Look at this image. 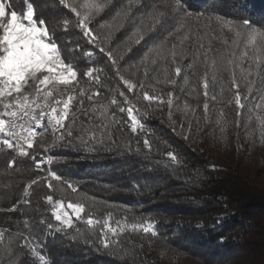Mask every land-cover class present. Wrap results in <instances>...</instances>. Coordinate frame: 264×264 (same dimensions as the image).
Segmentation results:
<instances>
[{
  "label": "trees",
  "instance_id": "obj_1",
  "mask_svg": "<svg viewBox=\"0 0 264 264\" xmlns=\"http://www.w3.org/2000/svg\"><path fill=\"white\" fill-rule=\"evenodd\" d=\"M11 2L17 11H23L20 0ZM148 2L141 0L128 19L121 21L116 12L127 0H112L90 24L99 34L97 46H93L74 26L75 14L59 5L58 0H31L37 16L45 19L50 32H54L66 60L74 63L78 71L79 89L75 95H79L78 102L80 91H84L87 114L77 112L75 124H71V117L67 120L73 136L81 128L91 135L95 126L109 123L113 113L119 123L110 125L115 141L110 149L99 144L95 151L76 147L79 141L59 147L57 138V146H49L54 157L52 170L71 182L77 189L75 193L56 181H52L56 187L48 189L43 180L46 172L36 170L28 158L17 157L8 168L15 154L11 150L0 152V228L7 230L5 241L17 230V221L21 230L24 219L58 224L45 199L53 195L65 203L83 202L85 213L79 221L73 218V228L66 232H41L40 251L50 264H264V53L260 55L261 74L256 75V64L249 59L254 55L253 49L242 37L235 49L236 57L239 60L245 51L248 57L239 66L225 64L222 71L213 73L211 60L233 50V34L217 30L216 35L226 36L228 44L217 39L207 62L203 50L197 57L193 40L180 44L172 37L165 45L167 63L153 55L141 63L153 42L159 43L167 35L159 28L148 31L150 21L144 16L150 10ZM183 4L192 13V22L203 13L201 24L204 17L222 15L237 21L248 19L253 26L264 27V0H183ZM65 20L71 21L67 27ZM102 24L107 27L101 28ZM140 34L144 38L137 43ZM173 43L182 67L180 77H175V65L171 63ZM203 43L207 47L208 39ZM99 46L111 49L114 56L123 55L119 60L122 75L136 83L137 88L127 90L115 75L111 61L99 52ZM182 51L186 53L183 57L179 55ZM153 59L157 60L156 65L151 63ZM250 65L253 75L245 79L246 71L242 74L241 68L247 70ZM89 67L100 70L94 73L99 82L84 75ZM164 68L177 80L176 85L165 83ZM233 71L238 88L231 85ZM184 75L189 77L187 85L183 83ZM204 79L209 82L207 97ZM141 82L143 89L139 87ZM119 91L125 93L129 104L124 103ZM143 91L162 96L165 103L143 100ZM237 91L245 105L243 109L235 105ZM168 92L173 93L171 109L166 103ZM89 96L93 98L89 100ZM113 97L120 106L134 108L143 131L131 132L126 111L120 113L116 105L110 104ZM205 102L209 105L207 112ZM101 105L108 106L107 119L101 115ZM237 111L241 113L239 118ZM145 139L151 147L144 145ZM43 146L42 141L34 146L37 159L44 156ZM168 152L177 159L167 156ZM33 179L42 182L31 185L26 198L29 203L25 205L21 202L25 199L23 192ZM13 205L16 211H10ZM109 213L113 222L151 223L157 235L129 229L106 249L101 243V227ZM89 214L101 224L88 226L85 221Z\"/></svg>",
  "mask_w": 264,
  "mask_h": 264
},
{
  "label": "snow or ice",
  "instance_id": "obj_2",
  "mask_svg": "<svg viewBox=\"0 0 264 264\" xmlns=\"http://www.w3.org/2000/svg\"><path fill=\"white\" fill-rule=\"evenodd\" d=\"M59 5L65 9L70 10L75 14L74 26L80 30L83 38L87 40L89 45L97 46L99 34L90 27V24L96 16L100 15L109 5L112 0H58ZM141 3V0H127L117 12L116 18L121 21L128 19L133 11V7ZM23 6V11H17L11 0H0V146L7 150H11L15 155L8 163V168H11L16 162V158H28L34 164L36 170L43 171L45 164L52 165L54 161L53 155L40 156L37 159L38 153L34 149L37 136H43L44 132L51 130L54 137L59 132L57 139L60 141L59 147H64L65 144L73 146L74 141H79L76 147H83L95 151L97 144L107 146L109 149L115 143L112 139V133L109 131L111 123H119L115 113L112 114V119L107 124H100L95 126L91 135H86L83 128L73 136V128L71 124H75L77 119V112L87 114L84 109V91H80L81 99L77 102L75 95L79 85L78 71L74 63L66 60L62 48L58 45L54 38V32H50L49 27L45 23V19L38 17L31 0H20ZM148 8L150 9L144 16L150 21L147 25L148 31L155 32L159 28L160 32H166L159 43L153 44L144 53L141 58V63L149 59L150 55L159 57L165 63L168 62V56L165 52V45L169 39H175L183 44L185 40H193L194 46L197 48L196 55L200 56L203 50L205 61L207 62L209 53L213 52V43L219 39L223 44H228V39L224 35L217 36V30L224 34H233L230 47L232 51L219 53L211 60V67L213 73L222 71L225 64L228 66H239L248 57L247 51L237 60L235 49L241 42L243 37L253 49L254 55L249 59L256 64V75L261 74L260 55L264 53V27L253 26L251 21L243 19L240 21L234 19H226L222 15L204 17V23H200V18L203 13L198 14L195 22H192V13L186 11L183 0H158L153 2L149 0ZM115 19V18H114ZM71 21L65 20V27ZM143 23V19H142ZM122 26V23H121ZM101 28L107 27L106 24L100 25ZM203 30V34H201ZM139 28L137 32H139ZM136 34V33H134ZM110 35V34H109ZM108 37L106 36L105 39ZM143 34H140L137 43L142 40ZM208 39V46L205 47L203 41ZM176 44H172L171 63L175 65V77H180L182 73L181 64L177 62L178 53L175 51ZM99 52L105 54L111 61L112 69L116 76L120 78L124 86L129 92L137 88V84L133 83L131 79H126L122 75V66L119 60L123 59V55L119 57L114 56L111 49H106L99 46ZM186 53L182 51L179 53L183 57ZM91 56L92 53L88 52ZM153 65L157 64V60L151 61ZM191 63L188 65L191 68ZM100 71L97 68L89 67L84 75L89 80L99 82V76L94 73ZM165 83L172 85L177 84V80L171 78L168 74V69L164 68ZM246 71L245 79L253 75L251 65L247 70L241 68L242 74ZM147 76V72H145ZM212 81H216V75L213 74ZM183 83H189L188 75L183 76ZM251 81H249V91H251ZM232 87L238 88L235 72L233 71ZM139 87L144 88L143 82ZM204 95L208 96L209 82L207 79L203 81ZM119 95L124 97V103L129 104L130 101L123 91H119ZM173 93H167V105L171 109L173 105ZM93 97L89 96L91 100ZM215 100L216 96L213 95ZM235 105L238 109H243L245 105L241 102V95L239 91L235 93ZM264 99V98H262ZM143 100L145 101H159L162 105L165 100L159 95H149L148 91H143ZM111 105H116L120 113L126 111L128 126L132 133H137L138 129L143 131V124L134 115V108L129 106L127 108L120 106L118 100L113 97L110 100ZM187 107V105H186ZM103 109L101 115L107 119L108 106L101 105ZM209 105L204 104V109L207 112ZM96 109L94 108L93 111ZM241 115L237 111V117ZM71 117V124L66 125L65 121ZM126 121L125 123H128ZM220 121H218L219 123ZM264 127V121L261 122ZM43 129V131H40ZM63 130V131H60ZM97 131L99 135H97ZM264 136V132L261 133ZM71 138V139H66ZM146 147H151L148 139L144 140ZM53 146H57L55 143ZM33 150V151H29ZM139 154V149L136 150ZM167 156L176 160V156L172 152H168ZM20 171L19 168L16 169ZM43 180L47 181V188L54 189L52 181L59 182L61 185L66 184L73 193L77 191L76 187L69 181L53 171L50 167L47 169L46 176ZM42 182L38 179L31 180L30 184L24 189L23 199L21 202L25 205L29 203L26 199L29 196V188ZM47 204L51 208V216L58 224L46 222L40 219L39 222H29L24 219L22 223V230L17 221V230L8 235L5 241L6 229L0 228V264H50L46 256L42 254L40 249L43 247L41 232L45 235L50 234L53 230L57 233L66 232L67 229L73 228V218L76 220L82 219V214L85 213V204L83 202L68 201L65 203L64 199H54L53 195L45 197ZM16 205H13L10 211H16ZM88 226L100 225V220H94L89 214L86 219ZM41 226H44L43 229ZM142 231L144 234L157 235L154 225L147 222H121L120 220L112 221V213H109L103 219L101 227V243L107 249L110 244L116 243L121 234L126 230ZM79 231V230H77ZM20 241H23L21 244ZM127 254V253H126ZM35 258V260L31 259Z\"/></svg>",
  "mask_w": 264,
  "mask_h": 264
},
{
  "label": "built area",
  "instance_id": "obj_3",
  "mask_svg": "<svg viewBox=\"0 0 264 264\" xmlns=\"http://www.w3.org/2000/svg\"><path fill=\"white\" fill-rule=\"evenodd\" d=\"M77 79H78V77H77ZM78 89H79V85H78V87H77V90H76V92L78 91ZM65 124H67V120L65 121ZM40 131H43V129H40ZM60 131H63V130H60ZM59 136V132L56 134V136L54 137V135L52 134V132H51V130L49 129L48 131H46V132H44V135L41 137V136H37V138H36V141L38 142V141H40L41 139H44V138H47L48 140H46V143H45V145L43 146V150H44V156L46 157L47 155H51L50 154V151H49V146L51 145V144H53L54 142L53 141H55V139L57 138ZM48 141V142H47ZM37 142H36V144H37ZM51 142H53V143H51ZM36 144H34V146L36 145ZM7 149H5V148H3V146H0V152H2V151H6ZM51 168L52 167V165H47V164H45L44 166H43V168H44V170L43 171H45V172H47V169L48 168ZM52 169V168H51Z\"/></svg>",
  "mask_w": 264,
  "mask_h": 264
},
{
  "label": "rangeland",
  "instance_id": "obj_4",
  "mask_svg": "<svg viewBox=\"0 0 264 264\" xmlns=\"http://www.w3.org/2000/svg\"><path fill=\"white\" fill-rule=\"evenodd\" d=\"M6 2H7V0H6ZM76 97H77V99H78V97H79V95H76ZM46 140H48L47 138H44V139H41L40 141H42V142H44V145H45V143H46ZM48 142V141H47ZM54 142V141H53ZM53 142H51V143H53ZM75 218V217H74ZM176 264V263H175ZM182 264H186L185 262L184 263H182Z\"/></svg>",
  "mask_w": 264,
  "mask_h": 264
}]
</instances>
